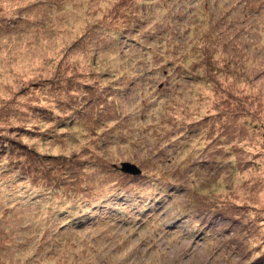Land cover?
Listing matches in <instances>:
<instances>
[{
    "label": "rangeland",
    "instance_id": "374dc122",
    "mask_svg": "<svg viewBox=\"0 0 264 264\" xmlns=\"http://www.w3.org/2000/svg\"><path fill=\"white\" fill-rule=\"evenodd\" d=\"M0 264H264V0H0Z\"/></svg>",
    "mask_w": 264,
    "mask_h": 264
},
{
    "label": "trees",
    "instance_id": "16d2710c",
    "mask_svg": "<svg viewBox=\"0 0 264 264\" xmlns=\"http://www.w3.org/2000/svg\"><path fill=\"white\" fill-rule=\"evenodd\" d=\"M70 120H71V119H70ZM113 202H114L115 205H118V206H120V207H121V206L123 207L124 204H127V203L123 202V200H122V201H119V198L113 200ZM106 205H108V204H101V205L99 206L98 209H100V208H104V209H100V210H107V209L105 208ZM128 205H131V204H128ZM143 206H144V204H143ZM143 208H145V207H143ZM137 216H138V215H137ZM90 218H91V215H89V216H88V215H84V216L80 217L79 219H77L76 223H73L72 225H70V227H72V228L79 227L80 224L83 223L84 219L90 220ZM74 224H77V225L74 226Z\"/></svg>",
    "mask_w": 264,
    "mask_h": 264
},
{
    "label": "water",
    "instance_id": "95a60500",
    "mask_svg": "<svg viewBox=\"0 0 264 264\" xmlns=\"http://www.w3.org/2000/svg\"><path fill=\"white\" fill-rule=\"evenodd\" d=\"M121 169L125 172H130L133 174H140L142 172V170L138 166L130 162H123L121 165Z\"/></svg>",
    "mask_w": 264,
    "mask_h": 264
}]
</instances>
